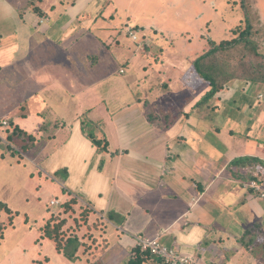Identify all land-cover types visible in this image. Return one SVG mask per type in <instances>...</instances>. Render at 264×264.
Returning a JSON list of instances; mask_svg holds the SVG:
<instances>
[{"label": "crops", "instance_id": "0c3cea01", "mask_svg": "<svg viewBox=\"0 0 264 264\" xmlns=\"http://www.w3.org/2000/svg\"><path fill=\"white\" fill-rule=\"evenodd\" d=\"M229 1L239 11L223 21L224 33L231 37L250 20L262 48L264 0ZM191 3L197 21L206 18L204 7L214 15L229 8L226 0L217 10L206 0ZM97 4L43 0L41 12H35L28 0H0V139L15 129L33 137L28 157L42 163L32 176H41V193L49 202L73 197L106 220L93 236L97 253L87 255L85 264L89 259V264H162L140 251L139 235L201 264H264L263 256L256 259L241 242L259 225L257 242L264 244V168L252 163L238 168L243 176L254 172L248 180L229 171L241 157L264 162V85L234 81L199 105L210 91L193 69L210 41L202 28L192 33L199 36L195 46H202L194 54L191 42L184 47L175 42L181 31L135 27L157 40L159 33L160 51L137 43L129 53L117 45L126 65L117 75L115 54L107 52L114 44L115 29L108 27L114 14L98 13ZM94 30L110 33L112 45H101ZM116 81L111 110L104 88ZM151 112L170 116L154 123ZM4 121L9 125L2 126Z\"/></svg>", "mask_w": 264, "mask_h": 264}, {"label": "rangeland", "instance_id": "374dc122", "mask_svg": "<svg viewBox=\"0 0 264 264\" xmlns=\"http://www.w3.org/2000/svg\"><path fill=\"white\" fill-rule=\"evenodd\" d=\"M108 1L111 0H98L95 10H98V13L112 12L114 14L108 22V27L112 26L115 29L111 34L114 37V44L113 47L110 46L111 49L107 52L115 54L113 55L114 61H116L114 62V70L117 75H120V67L126 68V65L118 57L120 56L118 50L114 48H117L118 45L123 50L132 53L138 47V44L132 42L128 34L124 32V28L139 27L143 29L145 26L151 25L168 30L172 34L181 31L183 37L175 42L180 47L191 42L194 45V54L202 46L199 44L195 46L199 36L192 35V33L195 32L199 35L198 31L201 28L206 36L209 35L210 41L221 43L234 39V34L230 37L224 33L223 29V21L232 19L235 13L239 11V9L235 10V4L230 3L229 0H226V5H229L228 10L225 12L219 10L218 15H214L212 11L208 13L204 7L203 13L206 18L200 21L194 20L196 6L191 8V0H112L109 4ZM206 1L209 9L215 8L216 10L217 6L220 7L223 3V0ZM107 4L109 7L106 9ZM252 16L254 17V12ZM102 20L104 21V19ZM208 22L210 23L206 27ZM124 23L125 25H123ZM246 26L247 24H242L241 29L244 30ZM97 30H94L91 35L97 37L103 46L109 43L112 45L110 33L98 32ZM135 30L138 29L135 28ZM154 34L153 32L151 36ZM157 34L159 40L151 38L144 30L140 32L141 41L150 47L149 50L153 49L155 52L160 51V47H156L162 43L160 41L161 35ZM98 51L105 52L104 49L100 48ZM190 51L191 48L187 51L188 54L190 53L188 58L192 60L193 55ZM260 51L261 54H264V44ZM98 54L101 56V53ZM220 59L231 65L227 67L231 71L236 66L239 75H245L255 65L256 61L252 51L244 44L221 54ZM244 64L246 66H242ZM99 72L104 75V71ZM116 83L118 81L113 84L109 83L104 88L109 94L107 105L111 110L115 107V101L110 98V95L112 86ZM30 152L33 153V151L22 150L20 146H16L8 139H0V264H70V260L65 256H63L65 260L58 257L53 246L54 244L56 247L58 245L63 247L70 238L82 240L81 244H83L77 252V254L80 253V257L71 262H77V259L83 255L85 259L82 263L85 264L87 255L93 258L94 255L92 256V254L97 253L94 251V246H96L94 233H100L107 222L104 218L94 215L93 211L73 197L63 202L55 199L58 204L52 205V202H49V195L41 193V186H39L41 176H39L41 179L37 180L32 178L35 173L39 172L42 163L29 158ZM48 235L54 236L56 241L48 240L46 237ZM255 258L259 260V257L255 256ZM91 260H88V264Z\"/></svg>", "mask_w": 264, "mask_h": 264}, {"label": "trees", "instance_id": "16d2710c", "mask_svg": "<svg viewBox=\"0 0 264 264\" xmlns=\"http://www.w3.org/2000/svg\"><path fill=\"white\" fill-rule=\"evenodd\" d=\"M42 1L43 0H28V8L35 12H41L38 4ZM246 24L247 26L244 30L241 29V26L236 27L232 30L234 39L231 41H223L221 43L209 41V44L205 51L200 56L194 59L193 69L195 73L210 86V91L199 102V105L209 103L219 91L224 90L229 84L233 83L234 81L244 80L248 83H257L264 85V54H261L260 43L254 39V27L252 26L251 21L247 20ZM243 44L249 47L256 61L255 65H253L245 75H239L237 67L234 66L233 71H231L230 68H227L231 65L225 63V61L220 59V55L225 54V52L227 51L234 50L239 46H243ZM242 66L246 65L244 64ZM147 116L151 122L156 123L162 121V116L168 117L170 115L169 113H162L161 115H159L158 113L151 112L150 114H147ZM89 137L97 147L102 148V141L96 139L92 134H90ZM8 140L16 146H20L22 150H29L32 147L31 144L34 142L33 137L27 135L23 131H19L16 129L9 136ZM249 163H252L255 167L259 166L264 168V162L259 159L251 157H241L230 164L229 171H231L233 176L235 177L243 176L244 173L242 174V172H239L238 168L244 166L249 167ZM252 175H254V172L251 171L250 173H248V175L245 174V176H243L242 178L248 180ZM260 232L261 230L259 225L252 226L244 234L241 242L243 246H245V248L252 253V255H259L264 257V244H260L257 242V239L261 237ZM46 237L50 240L56 241V239L52 235H48ZM80 246L81 243L77 238H70L63 247H60L58 245L57 250L60 253H63L67 259L73 261ZM96 264H99V262H97ZM162 264L164 263L162 262Z\"/></svg>", "mask_w": 264, "mask_h": 264}, {"label": "built area", "instance_id": "2783aa9c", "mask_svg": "<svg viewBox=\"0 0 264 264\" xmlns=\"http://www.w3.org/2000/svg\"><path fill=\"white\" fill-rule=\"evenodd\" d=\"M129 38L138 43L140 47L144 48V41H141L140 30H135V28H128L126 30ZM3 126H8V122L4 121ZM252 186L261 191V187L256 183H252ZM264 198V193H262ZM58 204L57 201H53L52 205ZM137 246L142 252H148L153 257L160 259L164 264H201L198 260L188 257L180 252L177 248H170L162 243L158 239H151L144 235H139L136 237Z\"/></svg>", "mask_w": 264, "mask_h": 264}]
</instances>
